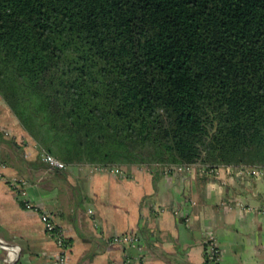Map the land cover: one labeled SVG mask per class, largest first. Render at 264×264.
I'll return each mask as SVG.
<instances>
[{"label":"trees","instance_id":"16d2710c","mask_svg":"<svg viewBox=\"0 0 264 264\" xmlns=\"http://www.w3.org/2000/svg\"><path fill=\"white\" fill-rule=\"evenodd\" d=\"M0 97L67 165L264 166V0H0Z\"/></svg>","mask_w":264,"mask_h":264},{"label":"crops","instance_id":"0c3cea01","mask_svg":"<svg viewBox=\"0 0 264 264\" xmlns=\"http://www.w3.org/2000/svg\"><path fill=\"white\" fill-rule=\"evenodd\" d=\"M43 154L0 97V238L19 248L15 264H57L58 248L38 213L9 187L14 177L25 182L27 200L63 229L65 264H210L207 232L221 252L219 264H264V179L222 166L215 176L128 166L116 177L87 164L53 170ZM130 232L140 234V251L111 241Z\"/></svg>","mask_w":264,"mask_h":264},{"label":"built area","instance_id":"2783aa9c","mask_svg":"<svg viewBox=\"0 0 264 264\" xmlns=\"http://www.w3.org/2000/svg\"><path fill=\"white\" fill-rule=\"evenodd\" d=\"M43 162L47 165L49 169L53 170H62L67 167L63 161L58 158L44 153L42 157ZM88 168L92 172L98 173H107L116 177H124L126 175V171L123 167L118 165H101V164H87ZM157 168L161 169V174L168 175H187V174H196V175H209L215 176L217 175V167H209L207 165H203L200 163L188 164V165H167V166H159L155 164ZM143 170L148 171L149 173H153V169L149 166H140ZM227 169H232L233 172L240 177H250L254 179H264V166L260 167H250V166H230V165H222ZM9 187L15 192L17 198L21 201L24 208L28 210H33L38 213L40 222L42 223L44 231L51 235L54 240L57 248L58 255L56 257L57 264H65L67 259V251L69 248V244L66 243L65 234L63 229L58 226L51 218L50 214L41 208H38L30 201L27 200L26 191L24 189L25 182L21 178H11L7 181ZM225 202H221L220 206H224ZM111 241L113 243L128 245L129 247L136 249L138 251L141 250L140 247V237L136 232L124 233L118 236H114ZM204 255L206 260L210 264H219L221 252L217 247L216 240L214 235L211 232H207L204 237ZM0 248L4 251L5 263L6 264H15L19 260L20 250L16 245H11L7 242H4L0 238ZM142 264V263H138Z\"/></svg>","mask_w":264,"mask_h":264}]
</instances>
